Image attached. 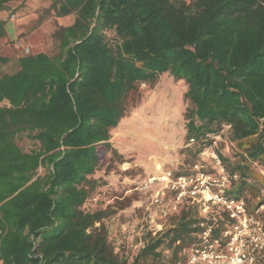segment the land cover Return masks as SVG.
I'll return each instance as SVG.
<instances>
[{
    "label": "trees",
    "instance_id": "obj_1",
    "mask_svg": "<svg viewBox=\"0 0 264 264\" xmlns=\"http://www.w3.org/2000/svg\"><path fill=\"white\" fill-rule=\"evenodd\" d=\"M45 1L39 22L75 17L55 27L54 53L22 55L4 72L13 60L0 54V264H185L202 231L197 202L183 198L130 261L109 239L107 212L88 209L106 203L91 177L117 154L111 132L130 95L168 73L189 102L175 175L222 135L215 151L239 175L228 193L250 209L264 203V0ZM227 221L216 218L217 235Z\"/></svg>",
    "mask_w": 264,
    "mask_h": 264
},
{
    "label": "rangeland",
    "instance_id": "obj_2",
    "mask_svg": "<svg viewBox=\"0 0 264 264\" xmlns=\"http://www.w3.org/2000/svg\"><path fill=\"white\" fill-rule=\"evenodd\" d=\"M48 6L49 1L45 0H12L7 9L0 12L9 30L8 36L0 40V52L13 60L7 68L1 67L2 72L14 70L18 55L28 54L26 48L30 49L29 54L54 53L52 33L55 27L73 23L75 17L46 16L39 22V16ZM12 15H15L14 20ZM186 91L184 81L165 73L154 86L143 84L133 92L128 99L126 115L111 132V143L117 154L107 153L91 177L102 184L95 195L100 193L106 203L95 202L88 209L107 212L104 222L109 239L116 252L130 261L136 256L131 246L139 243L144 233L152 231L156 224L168 227L172 223L170 219L162 221L159 208L151 202V193L139 192L136 187L148 175L167 169L174 171L183 163L184 112L189 106ZM21 146L28 149L31 142L23 140ZM224 151H229L227 140ZM169 199L170 196L167 203ZM135 224L142 231L133 236L128 230Z\"/></svg>",
    "mask_w": 264,
    "mask_h": 264
},
{
    "label": "built area",
    "instance_id": "obj_3",
    "mask_svg": "<svg viewBox=\"0 0 264 264\" xmlns=\"http://www.w3.org/2000/svg\"><path fill=\"white\" fill-rule=\"evenodd\" d=\"M29 52L26 48V53ZM229 128V124H224L223 131ZM221 136H216L213 146L202 152L191 173L175 175L172 169L161 170L141 180L136 189L151 193V202L159 208L163 219L177 211L183 198L198 203L202 231L185 264H264V203L250 209L244 198L228 193L229 185L239 175L228 172L215 151ZM261 172L264 174V170ZM97 201L95 197L94 202ZM217 217L223 220L227 217L229 223L219 235L216 234ZM164 227L163 223L156 224L152 231L156 234ZM128 231L135 236L142 230L135 224ZM142 245L140 240L138 246Z\"/></svg>",
    "mask_w": 264,
    "mask_h": 264
},
{
    "label": "crops",
    "instance_id": "obj_4",
    "mask_svg": "<svg viewBox=\"0 0 264 264\" xmlns=\"http://www.w3.org/2000/svg\"><path fill=\"white\" fill-rule=\"evenodd\" d=\"M2 17L0 16V19H1ZM71 24V23H70ZM0 54H2L1 52H0ZM23 54H21V55H18V57H20V56H22Z\"/></svg>",
    "mask_w": 264,
    "mask_h": 264
}]
</instances>
